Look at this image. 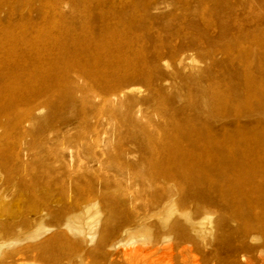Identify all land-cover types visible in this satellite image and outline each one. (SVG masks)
<instances>
[{
  "label": "rangeland",
  "instance_id": "374dc122",
  "mask_svg": "<svg viewBox=\"0 0 264 264\" xmlns=\"http://www.w3.org/2000/svg\"><path fill=\"white\" fill-rule=\"evenodd\" d=\"M0 61V264H264V0H0Z\"/></svg>",
  "mask_w": 264,
  "mask_h": 264
},
{
  "label": "bare ground",
  "instance_id": "6f19581e",
  "mask_svg": "<svg viewBox=\"0 0 264 264\" xmlns=\"http://www.w3.org/2000/svg\"><path fill=\"white\" fill-rule=\"evenodd\" d=\"M255 83L256 82H254L253 79H248L247 78L246 85H247L248 94H254L255 93V90H256L255 89ZM15 90L16 89H14V88H12L10 90V99H9V101L13 100V98H14L13 95L15 93ZM26 108L25 109L14 110V112H15L14 116L12 117V119H10V121H8L9 120L8 119V115H5L6 111L3 109L2 106H0V130L2 132H4V133H8L9 134L11 132V129L13 130L16 127H19L21 130L24 131V127H25V123H26L25 114L27 113V109ZM1 140H2V137H1ZM1 246H2V243L0 241V251H1ZM136 264H139V263H136Z\"/></svg>",
  "mask_w": 264,
  "mask_h": 264
}]
</instances>
